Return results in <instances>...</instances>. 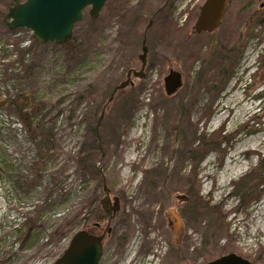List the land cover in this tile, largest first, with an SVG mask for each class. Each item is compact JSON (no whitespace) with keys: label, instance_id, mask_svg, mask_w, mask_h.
<instances>
[{"label":"rangeland","instance_id":"1","mask_svg":"<svg viewBox=\"0 0 264 264\" xmlns=\"http://www.w3.org/2000/svg\"><path fill=\"white\" fill-rule=\"evenodd\" d=\"M164 1L126 0L119 13L111 0L96 19L85 8L77 57L54 42L23 54L31 31L0 30V264H52L76 231L101 234L109 213L98 229L91 222L103 212L101 174L120 210L98 264H206L227 253L264 264V0H230L220 26L201 34L192 27L204 0H169L145 35L144 76L107 104L140 69L144 29ZM175 65L183 84L167 96ZM14 102L36 113L48 149ZM105 104L94 135L84 118ZM80 147H93L87 165L99 175L77 169ZM166 174L185 178L174 186ZM169 209L183 223L179 242ZM64 219L76 225L59 235Z\"/></svg>","mask_w":264,"mask_h":264},{"label":"water","instance_id":"2","mask_svg":"<svg viewBox=\"0 0 264 264\" xmlns=\"http://www.w3.org/2000/svg\"><path fill=\"white\" fill-rule=\"evenodd\" d=\"M229 0H204L197 19L194 23V33L212 32L219 27L223 15L226 11ZM106 0H23L10 7L8 22L9 29L25 28L31 31L34 40L40 44L54 42L62 44L72 36L74 24L83 17V10L87 7L88 15L96 19ZM151 25V22L145 28ZM147 46L145 35L142 39L141 53L139 59L141 66L138 71L129 69L126 78L116 85L107 100L109 103L117 90L132 84L133 77H143L146 64ZM183 84L182 73L177 66L170 67L163 78V88L167 96L174 95ZM103 108L99 120L103 117ZM102 198L99 199L100 207L104 212L109 213L107 223L101 234L96 235L88 230L80 229L76 231L65 248L62 255L52 264H98L103 252V241L106 234H109L110 223L116 213L120 210L118 197L110 196V189L107 186L105 176L102 174ZM183 198V196H181ZM174 219L173 232L176 235L182 227L180 216L174 209H170ZM206 264H254L235 253H227ZM257 264V263H255Z\"/></svg>","mask_w":264,"mask_h":264},{"label":"trees","instance_id":"3","mask_svg":"<svg viewBox=\"0 0 264 264\" xmlns=\"http://www.w3.org/2000/svg\"><path fill=\"white\" fill-rule=\"evenodd\" d=\"M22 1L23 0H0V30H5V32L12 33V32L17 31L18 29H23V28L9 29V27H8V22L10 20V15H9L10 7H12L13 5L20 3ZM110 1L111 0H106V2H107L106 5H108L110 3ZM112 1H115L117 10H119V13H120L119 8L123 6L121 4L123 2H125L126 0H112ZM229 1H228V4H229ZM165 6L163 8H160L158 11L156 9L152 13V15L150 17L151 25L149 26V28L153 24L154 17L157 16L158 13H160L165 8ZM43 45L44 44H40V43L36 42L34 40V38L31 37L30 46L27 48V50H24V52L27 51L29 53H36L38 51V49ZM60 45L67 53H70L71 55H73L75 57H77L79 55V53H81L83 50V47H82L83 42L81 40H79L74 35L71 36L70 39H68L67 41H65L64 43H62ZM24 52H22V53L24 54ZM91 87H92V85L88 86L86 89L79 91L77 93V96L75 97V103H80L83 100H86V98H88L89 89ZM11 105H13L16 112H18L19 120L22 123L24 129L26 131H28L29 134H32V135L34 134L36 136V138L39 139V147L46 146V148L48 149L49 148L48 134L44 133V130H43L44 128H43L42 122H37L36 124H33V121H35V118H36V113L34 111H30L28 113L23 112V107L19 106L15 102L11 103ZM104 106H106V105H104ZM90 118L92 119V122L95 123V125H94L95 128H91V131L94 133V135H96V131H97V128H98L99 123H100L99 117L97 118V116H95V115L94 116L92 115L90 117V115L87 114L84 118V121L89 120ZM194 150H195V148L190 149L189 153H193ZM93 152H94L93 147L92 148L80 147L77 150L76 155H75V160L77 163V169L79 171L88 170L89 172H93L96 175H99L98 168H95L91 164L87 165L88 159L93 154ZM263 161H264V159H261L260 163H262ZM105 215H107V214H105L104 212H101V211L94 214L91 218V222L93 224V227H96L95 224L96 223L99 224V222L102 220L103 217H105ZM75 225H76V223L73 219L72 220L64 219L62 221L60 227L57 229L56 233L60 235V234H63L65 232H71ZM56 233H54V234H56Z\"/></svg>","mask_w":264,"mask_h":264},{"label":"flooded vegetation","instance_id":"4","mask_svg":"<svg viewBox=\"0 0 264 264\" xmlns=\"http://www.w3.org/2000/svg\"><path fill=\"white\" fill-rule=\"evenodd\" d=\"M252 2H253V5H254V2H255V0H252ZM203 3V2H202ZM202 3H201V5H202ZM256 3V2H255ZM169 4V0H165L163 3H162V5L160 6V7H158V9H157V11L160 9V8H163L165 5V7H167V5ZM201 5L199 6V9H198V13H197V16H198V14H199V10H200V7H201ZM264 8V3H260V5L258 6V10H257V12H255V14H258V12H259V10H261V9H263ZM254 15V14H253ZM253 15H251V17H254ZM197 16H196V18H195V21H196V19H197ZM195 21H194V23H195ZM149 22H151V19L148 21V23H147V25L149 24ZM194 23H193V27H194ZM146 25V26H147ZM192 27V33L193 34H196V33H194V28ZM146 28V27H145ZM144 31H145V29H144ZM143 34H144V32H143ZM201 34V33H200ZM175 66H177V65H175ZM174 66V67H175ZM172 67V66H171ZM132 69V68H131ZM127 73V72H126ZM133 75L131 74V77H132ZM170 210V209H169ZM169 210H168V213L170 214V216H171V218H173L172 217V215H171V213L169 212ZM176 212V211H175ZM177 213V212H176ZM105 214H108V212H106ZM178 214V213H177ZM182 221V220H181ZM173 223H174V219L173 220H170V223H169V227L171 228V230H172V233L174 234V232H173V229H174V225H173ZM97 225H96V229H98L99 228V226H100V224H98V223H96ZM182 227H183V223H182ZM182 227L180 228V230L178 231V233L175 235V237L177 238V242H179L178 240L179 239H181L182 238V235H183V233H182ZM90 233H93V232H91V231H89ZM111 233V230H110V232H109V234ZM94 234V233H93ZM96 235H99L98 233H95ZM109 234H106V236L107 235H109Z\"/></svg>","mask_w":264,"mask_h":264},{"label":"bare ground","instance_id":"5","mask_svg":"<svg viewBox=\"0 0 264 264\" xmlns=\"http://www.w3.org/2000/svg\"><path fill=\"white\" fill-rule=\"evenodd\" d=\"M240 166H241V165H240ZM240 166H239V167H240ZM165 178H166V182H167V184H170V183H171V184H173L174 186H178L179 184H182V183H183L185 176H184L183 174L178 175L174 182H172V181H173V178L171 177L170 174H168V175L166 174V175H165ZM177 183H179V184L177 185ZM263 215H264V213H263ZM262 231L264 232V228H263Z\"/></svg>","mask_w":264,"mask_h":264},{"label":"built area","instance_id":"6","mask_svg":"<svg viewBox=\"0 0 264 264\" xmlns=\"http://www.w3.org/2000/svg\"><path fill=\"white\" fill-rule=\"evenodd\" d=\"M28 45V42L26 43V46ZM26 46H24V47H26ZM12 47V46H11ZM0 48H1V46H0ZM7 48H9V47H7ZM11 50L13 51V47L11 48Z\"/></svg>","mask_w":264,"mask_h":264}]
</instances>
